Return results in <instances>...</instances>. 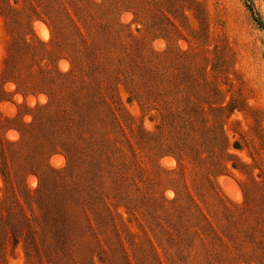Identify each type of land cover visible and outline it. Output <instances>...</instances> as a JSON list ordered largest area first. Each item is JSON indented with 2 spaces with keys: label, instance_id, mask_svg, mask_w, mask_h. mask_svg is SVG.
<instances>
[{
  "label": "rangeland",
  "instance_id": "374dc122",
  "mask_svg": "<svg viewBox=\"0 0 264 264\" xmlns=\"http://www.w3.org/2000/svg\"><path fill=\"white\" fill-rule=\"evenodd\" d=\"M254 17L264 0H0V264H264Z\"/></svg>",
  "mask_w": 264,
  "mask_h": 264
},
{
  "label": "trees",
  "instance_id": "16d2710c",
  "mask_svg": "<svg viewBox=\"0 0 264 264\" xmlns=\"http://www.w3.org/2000/svg\"><path fill=\"white\" fill-rule=\"evenodd\" d=\"M248 9L249 11L251 12L252 16H257V13L255 12V10L253 9L252 5H248ZM255 18V21H257V23L260 25V26H264L262 21L260 20V18L258 17H254ZM75 156V154H69L68 155V163L70 165L71 161H72V158ZM72 167V165H71ZM71 195L73 193H76L78 195V197H82L83 193L81 191H77L75 190L74 188H72V190L70 191ZM71 205L70 203L67 204L65 207L66 209L68 210L69 213H73L74 210L73 208L75 207H71L69 208ZM59 213H60V210L57 209V211H53V215H52V221H54V223L56 224L57 226V223H59V220H58V217H59ZM82 215L84 216V219L82 221H84V223L86 222V212L85 211H82ZM87 227H89V223H87ZM30 244L31 242H25V247H24V250H25V256L28 258L29 257V253H28V248H30Z\"/></svg>",
  "mask_w": 264,
  "mask_h": 264
}]
</instances>
